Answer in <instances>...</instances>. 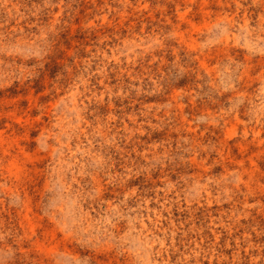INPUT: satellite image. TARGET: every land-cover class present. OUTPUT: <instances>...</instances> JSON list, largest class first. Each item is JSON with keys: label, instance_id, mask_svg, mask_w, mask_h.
I'll return each mask as SVG.
<instances>
[{"label": "rangeland", "instance_id": "374dc122", "mask_svg": "<svg viewBox=\"0 0 264 264\" xmlns=\"http://www.w3.org/2000/svg\"><path fill=\"white\" fill-rule=\"evenodd\" d=\"M0 264H264V0H0Z\"/></svg>", "mask_w": 264, "mask_h": 264}]
</instances>
